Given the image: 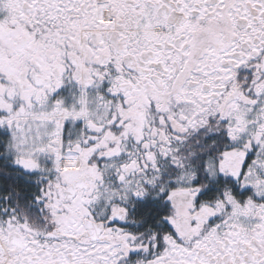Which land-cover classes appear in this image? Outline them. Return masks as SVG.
I'll return each instance as SVG.
<instances>
[{"label": "snow or ice", "instance_id": "1", "mask_svg": "<svg viewBox=\"0 0 264 264\" xmlns=\"http://www.w3.org/2000/svg\"><path fill=\"white\" fill-rule=\"evenodd\" d=\"M0 264H264V0H0Z\"/></svg>", "mask_w": 264, "mask_h": 264}]
</instances>
